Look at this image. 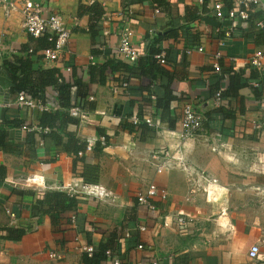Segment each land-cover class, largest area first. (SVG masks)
Listing matches in <instances>:
<instances>
[{
  "label": "crops",
  "instance_id": "1",
  "mask_svg": "<svg viewBox=\"0 0 264 264\" xmlns=\"http://www.w3.org/2000/svg\"><path fill=\"white\" fill-rule=\"evenodd\" d=\"M33 1L44 6L45 14L59 13L72 33L59 60L45 62L38 54L33 55V68H59L67 81L80 77L88 90V107L76 116L79 124L69 123L64 129L62 142L66 144L71 134L73 139L94 146L101 141L100 133L107 134L109 140L101 150L93 147L86 149V155L75 157L51 137H44L39 127L42 110L18 103V94L11 90L10 73L3 64L5 58L25 57L24 47L37 42L24 28L21 9L6 14L0 5V128L8 130L10 143V150L0 149V171L5 169V180L0 185V264H87L85 245L96 249L108 246L121 264H264V243L259 258L249 256L250 247L264 238V222L261 212H250L245 207L246 172L242 176L244 170L263 171L255 165L261 163L264 154V81L258 86L261 76L264 78V59L263 70L259 71L251 58L258 49L264 51V29L254 25L264 20V11L255 12L251 21H232L227 15L229 0H223L222 19L212 7L215 0L206 5L198 0H170L174 5L172 15L163 9L156 12L150 0L127 8L126 0ZM94 2L104 6L106 18L102 23L106 44L99 46L104 52L98 55L93 52L88 32L89 14H80L81 5ZM128 8L133 10L130 15ZM192 11L200 17L190 23V38L163 41L168 61L162 68L169 72L173 90L171 111L179 122L186 102L204 112L223 105L234 117L222 120L219 115L211 123L216 130L224 126L223 133L203 128L195 137L183 139L178 122L175 129H170L160 119L162 110L156 106L157 96L164 94L161 82L168 83V75L151 85L150 94L143 89L149 79L140 76L125 79L128 90L115 91L123 74L107 73L101 82L98 66L116 52L127 26L134 31L133 42L145 50L149 32L166 34L172 20L186 24V13ZM188 45L195 46L190 53L186 52ZM218 60L220 71L214 68ZM229 68L243 71L246 77L258 71L260 78L242 87L239 98H223L217 104L213 90L221 73ZM256 86L262 88L260 97L255 96ZM48 94L55 96L56 92L49 87ZM74 98L78 100L77 93ZM47 105L51 108L53 102ZM135 114L153 117L159 127L143 124L135 131L124 128V122H131ZM13 120H22L27 128L14 127ZM32 130L36 132L34 143L28 144ZM156 152L160 153L158 160L153 158ZM246 152L256 161L249 169L244 165L241 170L242 165L235 161L240 162ZM163 162L170 166L158 172L157 166ZM150 183L170 191L165 201L153 199L155 209L137 201V194ZM84 184L86 189L82 188ZM70 188L77 190L81 203L75 212L63 214L57 224L49 215H34L31 205L35 196L19 192L32 191L41 196L46 191L68 192ZM9 212L15 213L16 224L11 223ZM179 213L186 216L187 226L179 224ZM165 221L169 226L164 225ZM9 226L24 227L26 233L21 239H8ZM141 226L146 229L140 230ZM126 232L131 235L127 237ZM51 252H57L60 258L50 257ZM103 264H113L112 259Z\"/></svg>",
  "mask_w": 264,
  "mask_h": 264
},
{
  "label": "trees",
  "instance_id": "2",
  "mask_svg": "<svg viewBox=\"0 0 264 264\" xmlns=\"http://www.w3.org/2000/svg\"><path fill=\"white\" fill-rule=\"evenodd\" d=\"M146 0H126L124 7L131 6L132 4ZM160 9H163L167 14L172 15L174 12V5L170 0H150ZM209 0H204V4ZM229 5V3H228ZM80 14L87 13L90 17V27L88 32L93 40V52L95 54H101L104 50H101L99 46L105 45L103 26L101 23L102 18L105 14L104 6L99 2H94L91 5H81ZM188 10V8H187ZM199 14L196 11H192L190 14L186 13V24H180L172 20V28L166 34H157V32H149L147 34L148 46L144 50V55H142L136 62L130 63L126 60L116 58L114 56L108 58L102 65L98 66V72L100 75V81L104 82L106 79V74H115L116 72H121L123 79H127L133 76L147 77L149 79V84L143 89L150 93L153 92L152 84L159 81L162 75H168L169 81H162V89L164 94L157 96L156 106L162 110L160 119L167 122L170 129H175L178 122V117L171 111V101L173 99V90L170 88V74L164 68L162 64L156 58V55L161 53L163 50L166 51V60L168 61V48L163 46V41L166 38L178 39L180 36H186L190 38L189 29L191 21L199 19ZM252 20V18H251ZM250 20V21H251ZM254 23V22H253ZM256 25V22L255 24ZM37 44L34 46L24 47L26 52L25 57L15 58L14 60L4 59V66L8 69L11 77V90L12 92L19 94L21 91L27 92L31 97L35 99L42 100L45 104L53 102L52 107L49 110H43L39 118V127L43 130L44 137H51L56 144L60 145L65 151L72 153L75 157H82L79 152H84L87 149L88 142L81 140L79 138H74L70 135V140L64 144L63 131L66 129L69 123L79 124L80 118L72 115L71 109L74 107H79L85 110L88 107V90L85 82L80 77H74L73 81H67L63 76V73L59 68H44L39 69L33 68L32 56L37 55L36 52H29L31 47L36 49H41L52 45V41H49L48 34L34 39ZM195 46H187V48H194ZM40 59L41 55H37ZM94 66L90 68V75L94 76ZM259 72L253 71L250 77H246L243 71H236L232 68L227 69L225 72L221 73L219 80L216 82V87L213 92L215 95L217 91L224 86H226V91L223 98L233 100L240 97V89L244 86L250 85L251 81L254 79H259ZM264 78H260L258 86L262 85ZM51 87L56 92V95L48 94V88ZM76 89V90H75ZM262 88L254 87V93L256 97L261 96ZM74 93H77V98H74ZM52 98V99H51ZM49 101V102H48ZM206 120L204 122V128L211 131L225 132V128H219L216 130L217 126L211 124L217 116H221L222 120L226 118H233V112L230 108L226 106H220L212 109L211 111H206ZM142 118L143 115L139 114ZM14 127H20L24 125L22 120H13L11 122ZM147 125L142 123L140 125ZM138 125L132 122H124L123 127L131 131H135ZM150 127V126H149ZM45 129H48L45 131ZM34 130L30 131L27 137V142L30 144L34 143ZM8 130L6 128H0V149L10 150V143L8 142ZM105 137V144L101 141L97 142L94 146V150H101L103 145H106L109 137L105 133H100ZM84 157V156H83ZM5 180V169L2 168L0 171V185L4 183ZM13 192H18L16 188H11ZM22 194L30 193L35 196V200L32 203V213L34 215H49L54 223H59L62 219L63 214L68 212H75L80 203L81 199L76 194H71L66 191L50 190L46 191L43 195L37 196L35 192L32 191H19ZM7 232L8 239H21L26 233V228L21 226H9ZM106 245H101L94 251L92 255L86 254L87 264H103L109 257L106 254Z\"/></svg>",
  "mask_w": 264,
  "mask_h": 264
},
{
  "label": "built area",
  "instance_id": "3",
  "mask_svg": "<svg viewBox=\"0 0 264 264\" xmlns=\"http://www.w3.org/2000/svg\"><path fill=\"white\" fill-rule=\"evenodd\" d=\"M200 4H204V0H198ZM0 5L5 8L6 14H11L13 11L17 9H21L24 15V28L26 31L34 38H38L48 34L49 41H52V45L36 49L31 47L29 52L39 54L42 56V59L45 62L57 61L61 58L63 53L66 51L70 40H71V30L66 26L62 16L59 13H44V6L39 2H34L33 0H0ZM212 7L215 11V14L218 18H223L225 15L224 7L225 3L223 0H215L212 3ZM229 9L227 10L228 18L232 21L242 20L249 21L251 20L253 14L257 11H264V0H229ZM156 12H161V9L155 5ZM126 12L130 15L133 13L131 8H128ZM106 18L103 17L101 23H104ZM256 26L264 29V20L259 19L256 21ZM229 35V32L226 33ZM134 31L130 27H126L121 33L120 43L116 48V52L113 54L114 57L126 60L130 63L136 62L142 55H144V50L138 47L133 42ZM202 50L203 47L200 46L198 48ZM193 48H186V52H192ZM221 57V53L218 52L216 54V58L219 59ZM92 60L95 59V56H91ZM156 58L160 62V64L164 65L167 63L166 60V51L163 50L161 53L156 55ZM263 59H264V51L262 49H258L251 58V64L257 68L259 71L263 70ZM214 68L216 71L221 70V64L218 61L214 63ZM70 69V68H68ZM118 89H129V82L121 77L118 84L115 85L114 90ZM226 91V86H222L217 93L215 94V100L217 104L222 103L223 95ZM18 103L24 107H34L40 110H49L50 107L45 104L40 99H35L31 97L27 92L21 91L17 96ZM264 104V100H263ZM71 113L74 116H81L83 114V110L78 107H74L71 109ZM206 114L204 111L197 109L194 104L190 102H186L182 107L181 117L179 119V130L180 136L183 139L193 138L204 128V122L206 120ZM131 122L135 125H140L142 123L147 124L150 127H159V124L154 120L151 116L140 117L139 115H133L131 118ZM27 128V126H23ZM48 129H45L47 131ZM101 142L105 144V137H101ZM43 144V142H42ZM94 144L88 143L87 150H93ZM84 152H79V155H83ZM168 155V153H167ZM160 157V153L156 152L153 155L155 160H158ZM169 163L163 162L161 165L157 166L158 172H163L165 169L169 167ZM83 189L87 188V185L82 186ZM77 190L75 188H70L68 193L77 194ZM170 195V191L168 188L161 187L156 183H150L146 188L141 190L137 194V201L139 205L147 206L151 209H155L156 205L152 202L155 197H159L162 201L168 199ZM11 216V223L16 224L17 218L15 213L9 212ZM188 217V216H187ZM76 216H73V220H75ZM177 220L181 225H188V220L183 213H179L177 216ZM165 226H169V222H164ZM145 226H141L140 230H145ZM130 232H126V236H130ZM264 243V238L255 242L249 249V256L252 259L259 258L261 245ZM143 247L142 244L139 245ZM84 250L88 255H92L96 248L93 245H85ZM106 254L109 258L112 259L113 264H121V261L118 256H116L112 249H107ZM50 257L52 258H60V254L57 252H51ZM157 264V262H154Z\"/></svg>",
  "mask_w": 264,
  "mask_h": 264
},
{
  "label": "rangeland",
  "instance_id": "4",
  "mask_svg": "<svg viewBox=\"0 0 264 264\" xmlns=\"http://www.w3.org/2000/svg\"><path fill=\"white\" fill-rule=\"evenodd\" d=\"M264 151V150H263ZM264 153V152H263ZM256 161V158L252 157L250 153L246 152L241 157V161H235L242 165L240 169L244 170V165L249 169L251 164ZM258 169H263L262 173L244 170L242 176L245 173V181L247 183L246 194H247V205L245 206L250 212H261L263 215L264 222V154L262 155V161L255 165ZM255 186L262 187L261 190H256ZM260 192V194H259ZM261 210V211H260Z\"/></svg>",
  "mask_w": 264,
  "mask_h": 264
},
{
  "label": "water",
  "instance_id": "5",
  "mask_svg": "<svg viewBox=\"0 0 264 264\" xmlns=\"http://www.w3.org/2000/svg\"><path fill=\"white\" fill-rule=\"evenodd\" d=\"M165 33L164 31H158L157 34H163Z\"/></svg>",
  "mask_w": 264,
  "mask_h": 264
}]
</instances>
